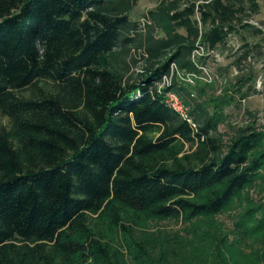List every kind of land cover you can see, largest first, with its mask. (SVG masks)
Wrapping results in <instances>:
<instances>
[{"label":"trees","instance_id":"obj_1","mask_svg":"<svg viewBox=\"0 0 264 264\" xmlns=\"http://www.w3.org/2000/svg\"><path fill=\"white\" fill-rule=\"evenodd\" d=\"M138 1L0 0V264H264V126L225 112L253 71L200 78L259 0Z\"/></svg>","mask_w":264,"mask_h":264},{"label":"rangeland","instance_id":"obj_2","mask_svg":"<svg viewBox=\"0 0 264 264\" xmlns=\"http://www.w3.org/2000/svg\"><path fill=\"white\" fill-rule=\"evenodd\" d=\"M202 1V0H198ZM158 0H139L137 5L130 13V17L137 21H141L145 18L148 10L152 9ZM260 10L257 15L249 18L248 22L255 25L257 28H261L264 32V0H259ZM264 33L261 36L251 39L253 45L258 43V48H253V52L250 54V58L246 62H242V72L238 70L237 66L231 64L240 55L239 48L241 42L239 41V36L231 35L228 38V42L224 48H219L214 51H209L205 53L207 58L205 60V66L202 70L200 78L204 82L214 83L216 87V93H222V89L227 83L225 81H230L231 84L234 82L238 75L247 73L248 71H253V92L250 93L245 98H240V91L233 92L235 94V101L230 106L225 109L227 113V122L233 126L242 125L249 120H253L255 126L261 128L264 126ZM201 53V52H200ZM200 55V54H196ZM246 86L241 90L244 93L246 91ZM28 91H22L21 94L27 95ZM0 123L6 124L5 118L0 115ZM221 132L227 133L228 124H222L219 126ZM186 147V145L184 146ZM254 199H258V196L252 191L249 192ZM223 214L219 217L225 226H231V214ZM94 218V217H93ZM181 224L175 221H162L153 224L152 229L160 227L164 230H173L180 227ZM101 244L102 239L95 237ZM115 239V240H114ZM113 241H108L109 245L115 249H119L122 246V241L118 236H116Z\"/></svg>","mask_w":264,"mask_h":264},{"label":"built area","instance_id":"obj_3","mask_svg":"<svg viewBox=\"0 0 264 264\" xmlns=\"http://www.w3.org/2000/svg\"><path fill=\"white\" fill-rule=\"evenodd\" d=\"M195 53L196 54H200L199 51H196ZM186 80H188L189 82H192V76H187ZM166 82H168V81L166 80ZM166 101L183 118H186L185 108L181 105L179 99L177 98V96L174 93H171V92L170 93H167Z\"/></svg>","mask_w":264,"mask_h":264}]
</instances>
